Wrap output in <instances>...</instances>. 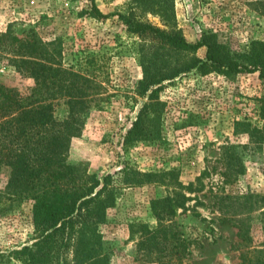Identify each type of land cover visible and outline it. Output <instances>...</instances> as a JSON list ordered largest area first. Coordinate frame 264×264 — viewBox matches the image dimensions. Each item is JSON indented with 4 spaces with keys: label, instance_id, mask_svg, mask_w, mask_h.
Returning <instances> with one entry per match:
<instances>
[{
    "label": "rangeland",
    "instance_id": "obj_1",
    "mask_svg": "<svg viewBox=\"0 0 264 264\" xmlns=\"http://www.w3.org/2000/svg\"><path fill=\"white\" fill-rule=\"evenodd\" d=\"M95 4L104 18H94L86 0H0V34L10 32L19 38L34 34L57 46L65 65H85L83 73L99 83L100 107L88 111L80 134L71 140L70 163L98 178L116 173L122 161L141 172H168L172 178L169 186H120L116 205L101 228L108 264H154L137 254L131 225L153 228L150 202L170 195L171 187L189 197L175 216L188 244L183 264H238L241 238L235 223L223 220L215 195H264V122L257 109L264 81L258 73L228 78L209 68L203 73L195 68L177 71L193 59L204 61L206 48L182 51L157 39L143 40L127 30L120 15L176 32L189 45L211 35L238 58L252 46L264 48V0H95ZM146 75L153 77L152 87L163 104L160 133L124 151L123 137L150 93L136 94ZM0 83L21 95L34 86L3 57ZM63 113L61 108L56 111L58 116ZM237 121L260 131L253 136L236 131ZM227 148L244 173L225 185L221 172ZM9 174V168L1 169L0 191ZM31 207L27 202L14 213H0V252L30 243ZM248 230L253 246L264 245V217L254 213Z\"/></svg>",
    "mask_w": 264,
    "mask_h": 264
},
{
    "label": "trees",
    "instance_id": "obj_2",
    "mask_svg": "<svg viewBox=\"0 0 264 264\" xmlns=\"http://www.w3.org/2000/svg\"><path fill=\"white\" fill-rule=\"evenodd\" d=\"M94 18H104L95 0H86ZM120 18L127 30L143 40H159L177 50L192 52L205 47L204 61L193 59L177 71L195 68L203 73L215 70L234 78L258 73L264 81V48L252 46L238 56L224 51L211 35H203L194 45L187 44L176 32H163L137 19ZM15 71L34 81L28 95L0 83V171L10 169L8 181L0 191V213H14L31 203L32 237L28 244L0 252V264H108L110 255L101 228L107 224L124 188L159 184L169 186V173L141 172L122 161L114 174L98 178L79 164L69 162L70 142L83 127L91 108L100 107L99 83L83 73L85 65L62 61L61 50L46 44L36 35L19 38L0 34V58ZM87 75V76H86ZM153 77L146 75L136 90L147 102L138 111L122 140L127 151L138 143L149 142L160 133L163 104L153 89ZM64 113L56 115L58 109ZM258 117L264 122V93L257 99ZM237 121L236 131L253 136L259 128ZM230 148L225 150L223 184L234 183L244 173ZM172 174V173H171ZM171 194L150 202L156 225H131L137 237L136 250L142 260L154 264H183L188 244L181 238L175 216L184 209L189 197L171 187ZM187 190H193L190 185ZM215 204L224 221L235 223L241 238L238 264H264V245L255 247L248 237V221L254 213L264 217V195H215ZM262 220V219H261Z\"/></svg>",
    "mask_w": 264,
    "mask_h": 264
}]
</instances>
